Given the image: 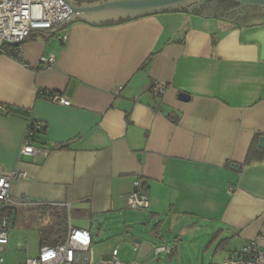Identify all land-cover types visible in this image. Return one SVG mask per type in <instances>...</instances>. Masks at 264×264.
<instances>
[{
    "label": "crops",
    "instance_id": "1",
    "mask_svg": "<svg viewBox=\"0 0 264 264\" xmlns=\"http://www.w3.org/2000/svg\"><path fill=\"white\" fill-rule=\"evenodd\" d=\"M258 10L246 19L166 12L124 24L75 21L33 31L19 59L0 53V165L28 177L13 183V199L73 212L83 228L69 216L70 225L90 232L92 244L97 219L124 236L137 215L153 237L134 236V245L223 252L209 264L255 240L264 252V156L245 163L253 144L264 152ZM49 57L52 66L42 62ZM154 81L167 84L162 98L150 91ZM31 121L46 127L38 137L45 158L21 156ZM139 178L149 189L147 212L126 202Z\"/></svg>",
    "mask_w": 264,
    "mask_h": 264
},
{
    "label": "built area",
    "instance_id": "2",
    "mask_svg": "<svg viewBox=\"0 0 264 264\" xmlns=\"http://www.w3.org/2000/svg\"><path fill=\"white\" fill-rule=\"evenodd\" d=\"M63 0H0V53H5L3 48L7 44H12L16 48L12 57L19 59L22 54L23 45L31 35L32 28H47L57 24L68 13L69 7ZM30 31V32H29ZM29 32L25 39L24 36ZM66 40V37H64ZM10 42V43H7ZM42 62L52 66L54 57L43 58ZM167 84L154 81L150 91L156 98H162L167 92ZM119 87L117 91H121ZM42 94V93H41ZM51 102L64 106H69L70 102L59 94H53ZM7 113V111H4ZM45 132V125L31 121L23 142L21 156L24 157H47L49 149L39 144L38 137ZM27 174L19 169L14 170L9 175L0 165V264L5 260L2 256L5 246L9 244V234L13 228L14 216L9 210L17 207L34 206L30 199L14 200L11 196L13 183L19 180H27ZM128 209L131 211H149L151 201L149 189L143 179H137L133 184V190L126 198ZM56 206V205H55ZM70 210V205H65ZM92 246L91 233L77 229L70 225L65 241L56 246H42L38 257L29 258L24 264H92L89 253ZM174 248L168 245L154 247L155 257L167 254L171 256ZM99 264H123L118 259V252L114 250L108 258ZM224 264H264V252L259 241L255 240L246 243L242 248L231 253Z\"/></svg>",
    "mask_w": 264,
    "mask_h": 264
},
{
    "label": "rangeland",
    "instance_id": "3",
    "mask_svg": "<svg viewBox=\"0 0 264 264\" xmlns=\"http://www.w3.org/2000/svg\"><path fill=\"white\" fill-rule=\"evenodd\" d=\"M13 222V228L9 234V244L5 246L4 264H24L29 258L38 257L42 247L40 242V231L49 232L53 228L51 217L43 216L40 208L17 207ZM140 214V213H136ZM72 225L83 228L84 222L76 219L70 211ZM135 216L131 226L130 235L122 236L116 224L94 223L92 233L94 242L91 246L89 256L92 264L103 262L105 256L112 254L114 250L118 252V259L123 264H209L214 256L213 263H220L219 256L223 252H210L209 256L204 255L205 248L198 245H176L169 243V247L174 248L171 256L167 254L155 257L154 247L160 245H134V236L138 235L143 240L152 239L151 223L146 216ZM141 221L146 225L136 224ZM124 238L130 245L120 244V239ZM217 255V256H216ZM216 256V257H215ZM1 257V255H0Z\"/></svg>",
    "mask_w": 264,
    "mask_h": 264
},
{
    "label": "water",
    "instance_id": "4",
    "mask_svg": "<svg viewBox=\"0 0 264 264\" xmlns=\"http://www.w3.org/2000/svg\"><path fill=\"white\" fill-rule=\"evenodd\" d=\"M69 7V13L57 24L47 28H32L30 31L39 30L48 33L68 27L72 22L84 21L92 24H124L128 21L166 13L186 12L197 14L199 9L207 2L214 0H97L83 2L81 0H63ZM237 3L240 10L245 6L264 9V0H226ZM29 31V32H30ZM29 32L24 36L27 37ZM12 42L11 44H17ZM10 43V42H7ZM180 99L188 100L187 95L181 94ZM259 147L264 149V137L259 141ZM239 170V165L231 166ZM103 219H97V223H103ZM144 224V223H143ZM145 225V224H144Z\"/></svg>",
    "mask_w": 264,
    "mask_h": 264
},
{
    "label": "trees",
    "instance_id": "5",
    "mask_svg": "<svg viewBox=\"0 0 264 264\" xmlns=\"http://www.w3.org/2000/svg\"><path fill=\"white\" fill-rule=\"evenodd\" d=\"M218 4L222 5L223 7H230L234 6V2L226 1V0H218ZM15 46L12 44H7L4 46V54L13 56ZM15 56V55H14ZM41 97H47V94L42 93ZM50 100V96H48ZM34 122V121H33ZM46 129V127H45ZM42 135V134H41ZM66 147H62L64 149ZM264 156V152L259 150L257 144H253L248 152L247 158L245 163L250 164L254 160H260ZM10 213H13V216L16 215V209L9 210ZM40 212L43 216L51 217L53 220V228L47 233L40 231V242L42 246H56L61 244L65 241V238L68 233L69 228V214L66 209L58 208L54 206H43L40 208Z\"/></svg>",
    "mask_w": 264,
    "mask_h": 264
},
{
    "label": "flooded vegetation",
    "instance_id": "6",
    "mask_svg": "<svg viewBox=\"0 0 264 264\" xmlns=\"http://www.w3.org/2000/svg\"><path fill=\"white\" fill-rule=\"evenodd\" d=\"M239 5L235 3L234 6L223 7L218 4V0L207 2L201 9H199V13L201 14H220L226 15L228 17H236L237 19H246L254 12H258V9H262L259 7L245 6L242 10L238 9Z\"/></svg>",
    "mask_w": 264,
    "mask_h": 264
}]
</instances>
